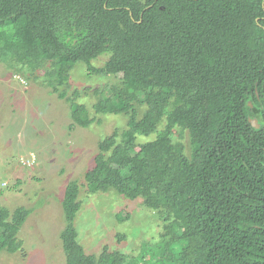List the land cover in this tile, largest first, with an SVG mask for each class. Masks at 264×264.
<instances>
[{
	"label": "trees",
	"instance_id": "1",
	"mask_svg": "<svg viewBox=\"0 0 264 264\" xmlns=\"http://www.w3.org/2000/svg\"><path fill=\"white\" fill-rule=\"evenodd\" d=\"M0 61L40 71L69 102L70 129L125 115L99 141L83 185L142 198L164 221L160 241L137 258L107 244L87 253L73 179L62 199L66 264H264V0H0ZM79 62L121 75L94 89L93 112L79 90L68 95ZM30 211L0 203V252L21 249Z\"/></svg>",
	"mask_w": 264,
	"mask_h": 264
},
{
	"label": "rangeland",
	"instance_id": "2",
	"mask_svg": "<svg viewBox=\"0 0 264 264\" xmlns=\"http://www.w3.org/2000/svg\"><path fill=\"white\" fill-rule=\"evenodd\" d=\"M108 55L95 58L93 66L102 67ZM120 76L110 71L90 73L79 62L71 72L68 95L79 90L78 101L93 112L94 89L113 85ZM42 77L40 71H18L0 61V203L12 211L19 206L31 209L18 233L21 249L2 250L0 264H66L60 237L66 223L62 199L73 179L82 183L75 225L86 252L99 255L107 244L120 255L137 258L145 245L160 241L164 225L160 214L145 206L142 198L128 199L114 190L91 194L83 185L99 141L121 131L127 117L101 114L89 127L70 129L69 102L42 83ZM178 131L175 140L189 149L188 136L181 138Z\"/></svg>",
	"mask_w": 264,
	"mask_h": 264
},
{
	"label": "water",
	"instance_id": "3",
	"mask_svg": "<svg viewBox=\"0 0 264 264\" xmlns=\"http://www.w3.org/2000/svg\"><path fill=\"white\" fill-rule=\"evenodd\" d=\"M249 121L251 122L252 126L257 129H259L262 125V120H260L258 117L249 116Z\"/></svg>",
	"mask_w": 264,
	"mask_h": 264
},
{
	"label": "flooded vegetation",
	"instance_id": "4",
	"mask_svg": "<svg viewBox=\"0 0 264 264\" xmlns=\"http://www.w3.org/2000/svg\"><path fill=\"white\" fill-rule=\"evenodd\" d=\"M256 90H257V89H256ZM257 95H258V97H260L258 93H257ZM248 104H249V106H252V107H253V102H249ZM262 117H263V116H262Z\"/></svg>",
	"mask_w": 264,
	"mask_h": 264
},
{
	"label": "built area",
	"instance_id": "5",
	"mask_svg": "<svg viewBox=\"0 0 264 264\" xmlns=\"http://www.w3.org/2000/svg\"><path fill=\"white\" fill-rule=\"evenodd\" d=\"M30 164V163H29ZM4 185H6V183H4Z\"/></svg>",
	"mask_w": 264,
	"mask_h": 264
}]
</instances>
